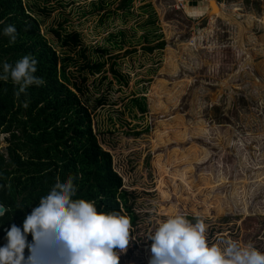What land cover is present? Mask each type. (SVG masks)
<instances>
[{
	"label": "rangeland",
	"instance_id": "obj_1",
	"mask_svg": "<svg viewBox=\"0 0 264 264\" xmlns=\"http://www.w3.org/2000/svg\"><path fill=\"white\" fill-rule=\"evenodd\" d=\"M25 1L49 9L43 34L66 22L92 60L111 49L108 36L125 34L111 56L127 85L105 73L89 77L86 94L92 109L106 101L93 128L138 216L126 250H115L119 264H148L147 236L177 214L202 220L210 245L252 242L264 253V0H219L234 17L214 21L209 0H134L129 13L122 0L102 10L93 0ZM141 97L144 115L131 102Z\"/></svg>",
	"mask_w": 264,
	"mask_h": 264
},
{
	"label": "trees",
	"instance_id": "obj_2",
	"mask_svg": "<svg viewBox=\"0 0 264 264\" xmlns=\"http://www.w3.org/2000/svg\"><path fill=\"white\" fill-rule=\"evenodd\" d=\"M133 1L122 0L118 10L129 13ZM104 3L93 0L92 7L102 10ZM210 3L211 12L206 15L212 21L221 16L234 17L223 2ZM48 10L25 0H0V73L4 63L14 65L25 55H31L37 61L34 75L45 81L43 85L29 86L17 97L18 86L10 79L0 80V139L5 136L0 145L6 143L5 148L0 147V205L7 209L0 216V247L7 243L5 237L11 225L22 228L26 215L50 192L57 177L61 182L70 175L74 177L77 191L73 200L94 201L98 212L116 210L129 219L132 228L138 221L131 193L123 189L122 177L113 168L112 155L102 148L93 128V110L106 101L97 98L92 109L86 96L89 77L105 82L108 73L117 84L127 85L117 58L111 56L112 50L125 46V34L108 36L111 49L94 51L97 58L92 60L81 34L68 32L66 22L43 34L40 12ZM8 25L16 28L14 43L4 35ZM162 48L164 44L158 49ZM106 65L110 66L108 70ZM131 102L140 114L147 113L145 97ZM27 242L32 243L31 234L27 235ZM24 255H29L27 248Z\"/></svg>",
	"mask_w": 264,
	"mask_h": 264
},
{
	"label": "clouds",
	"instance_id": "obj_3",
	"mask_svg": "<svg viewBox=\"0 0 264 264\" xmlns=\"http://www.w3.org/2000/svg\"><path fill=\"white\" fill-rule=\"evenodd\" d=\"M3 31L14 43L15 26ZM36 65L31 55L14 65L4 63L0 80L10 79L18 86L19 97L29 86L45 83L34 75ZM73 180L71 175L64 182L57 177L50 192L26 215L22 228L11 225L7 243L0 247V264H119L115 250L123 252L128 246L129 219L116 210L98 212L94 201L73 200L77 191ZM6 211L0 205V216ZM205 231L202 220L193 224L181 214L158 220L154 233L147 236L151 241L148 264H264V253L252 242L221 239L210 245Z\"/></svg>",
	"mask_w": 264,
	"mask_h": 264
},
{
	"label": "bare ground",
	"instance_id": "obj_4",
	"mask_svg": "<svg viewBox=\"0 0 264 264\" xmlns=\"http://www.w3.org/2000/svg\"><path fill=\"white\" fill-rule=\"evenodd\" d=\"M208 4H209V9H208V11L207 12H211V3H210V0L208 1ZM207 12H206V14H207ZM207 16V15H206ZM221 17H223V16H221ZM196 129H200V126H197V128Z\"/></svg>",
	"mask_w": 264,
	"mask_h": 264
}]
</instances>
